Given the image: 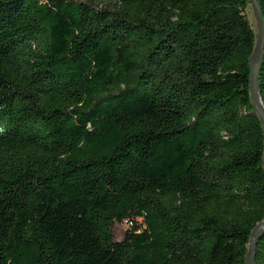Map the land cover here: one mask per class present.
I'll return each instance as SVG.
<instances>
[{
  "label": "trees",
  "instance_id": "trees-1",
  "mask_svg": "<svg viewBox=\"0 0 264 264\" xmlns=\"http://www.w3.org/2000/svg\"><path fill=\"white\" fill-rule=\"evenodd\" d=\"M250 5L0 0V264H246ZM256 83L264 108V42Z\"/></svg>",
  "mask_w": 264,
  "mask_h": 264
},
{
  "label": "water",
  "instance_id": "water-1",
  "mask_svg": "<svg viewBox=\"0 0 264 264\" xmlns=\"http://www.w3.org/2000/svg\"><path fill=\"white\" fill-rule=\"evenodd\" d=\"M251 7H252L254 17L257 23L258 36H257L254 49L249 58L250 65H251L250 92H251L252 100L259 113V116L264 123V108L262 105V101L260 99V95L257 90V83H256V69L258 66V61H259L260 54L262 52V47H263V42H264V18H263L261 8L257 0H251ZM263 228H264V219L259 221L251 230L247 254H246V264H254L255 246H256L259 233L262 231Z\"/></svg>",
  "mask_w": 264,
  "mask_h": 264
},
{
  "label": "rangeland",
  "instance_id": "rangeland-1",
  "mask_svg": "<svg viewBox=\"0 0 264 264\" xmlns=\"http://www.w3.org/2000/svg\"><path fill=\"white\" fill-rule=\"evenodd\" d=\"M247 12H248V17H249L251 23L253 24L254 28H256L257 27V23H256V20H255L254 13H253L251 5L247 7ZM122 227L123 228L127 227V223L124 222L122 224Z\"/></svg>",
  "mask_w": 264,
  "mask_h": 264
}]
</instances>
